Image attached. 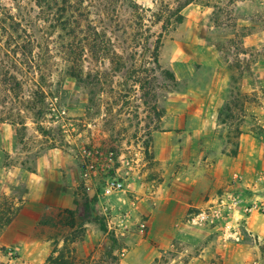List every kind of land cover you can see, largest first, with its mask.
I'll return each mask as SVG.
<instances>
[{
    "label": "rangeland",
    "instance_id": "1",
    "mask_svg": "<svg viewBox=\"0 0 264 264\" xmlns=\"http://www.w3.org/2000/svg\"><path fill=\"white\" fill-rule=\"evenodd\" d=\"M70 1L0 0L38 41L11 52L26 103L11 96L23 117L0 123V264L65 247L112 251L108 264H264V0H222L218 21L188 6L158 63L159 0ZM111 177L132 185L107 190Z\"/></svg>",
    "mask_w": 264,
    "mask_h": 264
},
{
    "label": "trees",
    "instance_id": "2",
    "mask_svg": "<svg viewBox=\"0 0 264 264\" xmlns=\"http://www.w3.org/2000/svg\"><path fill=\"white\" fill-rule=\"evenodd\" d=\"M40 3H43L44 0H37ZM226 1V0H225ZM228 1H234V0H228ZM222 0H159L157 8L153 11V17L154 22L161 24V32L158 34L156 39V45L154 48V57L155 62L158 63L159 58V50L160 46L162 45V40L164 35L167 34L171 29L176 28L178 25L182 24L186 16L184 14V10L196 3H202L204 5H207L208 7L213 8L212 16L215 18V21H218L220 19V14L218 13V9H221L222 7ZM1 3V2H0ZM69 6H72L70 0H63L62 7L66 14L69 12ZM49 9V10H48ZM47 11L52 10V8H48ZM44 13V11H43ZM45 14V13H44ZM73 16L69 14V17L67 16V25L71 22ZM26 18L24 16L20 15H13L12 12L6 7L0 6V63L4 64L2 66V69H0V123L5 122H11V118L17 114L20 119L23 117V112L25 108H16V114H11V96L12 98H15L18 100L19 105L22 104L24 106V103H26V98L23 96V82L19 78V74H22L20 70H17V72H11V52H17V49L20 48L23 49V55H27L28 53H31V49L37 45L38 41L36 38L32 37L31 34L27 33V30L23 27V23L26 22ZM20 30L23 32H26V35L23 38V45H21V42L17 41V37H13L14 35L11 33H18ZM94 34L96 36H100V33L98 32L97 28H94ZM4 37L6 39L4 40ZM101 37V36H100ZM104 38V36L102 35ZM102 38V39H103ZM94 43L95 48L97 47V38L94 37ZM12 42L14 44H12ZM106 40H101V44H105ZM11 48H14L15 50H12ZM105 49V48H103ZM2 57H7L8 61H10L9 66H5V60L2 59ZM15 60L19 61L16 55L14 54ZM31 65H34L35 63L33 60H31ZM73 67V66H72ZM71 67V68H72ZM70 68V69H71ZM37 72L35 71L34 74ZM44 74L39 73V80H43ZM90 77V74L88 75ZM175 80V79H174ZM41 96V92L39 89L33 90L31 94V98L38 99V97ZM42 97V96H41ZM238 100V99H237ZM9 104V106H8ZM26 107V106H25ZM233 107L230 103H226L225 106L221 109L219 113V120H222V116L226 113H232ZM41 113V112H39ZM229 117V116H228ZM240 126L236 128L237 136H240L242 134ZM234 155L236 152L233 153ZM89 202V201H87ZM70 213H73L72 210H69ZM102 230L106 231V226L102 225ZM113 239V243L116 242L115 238ZM58 252V251H56ZM75 250L74 248L66 249L63 248L58 252L56 256H51L48 258L46 264H85L84 259L88 258L91 259V257H83L78 258L76 255H74ZM112 256V251H108L105 253V255L98 259H91V264H108L106 260H108Z\"/></svg>",
    "mask_w": 264,
    "mask_h": 264
},
{
    "label": "built area",
    "instance_id": "3",
    "mask_svg": "<svg viewBox=\"0 0 264 264\" xmlns=\"http://www.w3.org/2000/svg\"><path fill=\"white\" fill-rule=\"evenodd\" d=\"M106 188L110 191L122 190L125 188V183L119 178L111 177L108 179ZM209 217V213L203 210L197 213L190 214L187 218V221L191 226H194L196 228H203L207 224V221H209Z\"/></svg>",
    "mask_w": 264,
    "mask_h": 264
},
{
    "label": "crops",
    "instance_id": "4",
    "mask_svg": "<svg viewBox=\"0 0 264 264\" xmlns=\"http://www.w3.org/2000/svg\"><path fill=\"white\" fill-rule=\"evenodd\" d=\"M169 116H170V114H169ZM168 116V117H169ZM183 117H186V115H184ZM170 118H176V116L175 115H173V116H171ZM163 133H168V134H170V133H172V132H170V131H167V132H163ZM175 133V132H174ZM155 138L157 139L158 138V136H155ZM173 146V145H172ZM124 183H126L127 182V188L130 186V185H132V183H129L127 180H131V177H124ZM126 188V189H127ZM125 188L124 189H122V190H118V192H123V191H127ZM117 192V191H116ZM122 233H125V230L122 232Z\"/></svg>",
    "mask_w": 264,
    "mask_h": 264
}]
</instances>
